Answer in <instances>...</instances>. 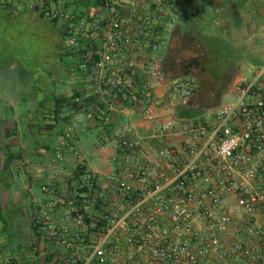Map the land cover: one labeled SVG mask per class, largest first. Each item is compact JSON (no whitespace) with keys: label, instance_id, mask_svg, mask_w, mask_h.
Here are the masks:
<instances>
[{"label":"built area","instance_id":"2783aa9c","mask_svg":"<svg viewBox=\"0 0 264 264\" xmlns=\"http://www.w3.org/2000/svg\"><path fill=\"white\" fill-rule=\"evenodd\" d=\"M143 1L147 12L138 0H96L98 16L63 10L60 0H1L12 13L62 25L67 52L103 98L92 107L107 125L109 112L143 102V116L107 132L96 154L84 152L74 127L63 128L52 159L55 194L33 220L55 250L35 248L51 264H264V59L203 117L162 114L158 88L171 103L196 93L193 80H168L158 57L185 0ZM260 33L264 50V26ZM144 58L150 81L139 89ZM88 94L72 97V106Z\"/></svg>","mask_w":264,"mask_h":264},{"label":"crops","instance_id":"0c3cea01","mask_svg":"<svg viewBox=\"0 0 264 264\" xmlns=\"http://www.w3.org/2000/svg\"><path fill=\"white\" fill-rule=\"evenodd\" d=\"M207 1L185 0L180 4V8H176L175 13L178 16V12H187V16H193L200 23L202 21L207 23ZM209 1L214 4L217 10H223L221 17H218L214 22L215 27H226L229 24V16L235 15L241 18L236 13V9H233V5L236 4L234 2H244L243 7L248 9L247 15L255 18V20H252L251 24L249 22L244 24L238 30L233 29V41L238 46L240 45L238 38L249 37L251 45L247 49L248 51L243 46L244 52H251L264 59V50L261 45L262 38L260 36L261 28L264 26V3L256 0ZM59 5L61 9L78 15H84L88 12L98 16L104 15L103 9L96 0H60ZM138 5L143 12L149 10L143 0H138ZM228 7L231 8L228 10L229 13H226L224 10ZM24 16L34 20L36 18L42 19L38 13L33 11L22 10L12 13L7 10V19H5L4 31H2L4 40L7 39L6 35L10 30V22ZM49 22L53 30L58 28L62 32L60 23ZM182 26L179 17V23L175 28L178 31L175 34L172 33L170 37L172 41L171 48L164 55L158 56L163 67H165L168 80H194L197 79L199 74L198 69L194 66L198 62L195 48L192 45L193 37L188 31L185 33L180 32ZM5 45L6 50L3 52L9 58L3 61L0 52V159L5 160L4 168L0 169V264H51V258L44 261L40 256V252H37L35 248V244L38 242L49 249H51V246L47 239L41 237L40 230L38 231L35 227L33 220L40 211L39 205L50 200V196L55 194L52 159L63 132V129H61L62 121L56 122V98L63 96L72 98L81 95V92L90 94V97H87L81 105L64 110L65 117H69L70 121L76 122V134L81 142L82 149L87 154H96L100 140L107 132L111 133L116 129L119 123L140 119L143 116V102L133 100L129 104L131 107H127L124 111L126 118L121 117V113L109 112L107 115L112 125H107L100 108L93 109L92 107L97 103L103 104V98L77 65L80 80L79 83H71V91L68 90L63 94L56 95V90L50 93L32 90V101L29 103L28 91L19 85L16 87L8 85V82L18 81L20 83L18 79H23L30 71L24 69L17 57L10 56V49L13 44ZM48 57H52L51 53L48 54ZM241 64L249 63L241 61L239 67ZM52 65H56V61ZM149 67L144 58L139 65V89L143 88L144 82L150 81ZM239 67L238 71L240 70ZM238 71L237 78L242 74ZM11 87L14 89H9ZM156 93L160 97V101L165 103L162 114H170L176 119L195 118L201 113L206 114L213 107L206 102L208 94L202 95L199 90L186 103H171L170 95L164 87L158 88ZM70 104L72 105L71 99ZM113 116H116L117 120L112 119ZM92 130L99 131V134L93 140L88 139V134ZM19 165L20 171L15 174ZM48 170L50 173H48ZM43 178H49V184L43 190L44 193L49 195V198L42 199L41 202L34 197L29 200L27 195L33 193L32 183ZM10 225L15 231L8 228ZM23 233L28 236L29 242L17 245V241H14V239L16 240V235H23ZM8 235L15 236L8 240ZM44 236H47L45 231Z\"/></svg>","mask_w":264,"mask_h":264},{"label":"rangeland","instance_id":"374dc122","mask_svg":"<svg viewBox=\"0 0 264 264\" xmlns=\"http://www.w3.org/2000/svg\"><path fill=\"white\" fill-rule=\"evenodd\" d=\"M233 9H236V13H238L244 24L252 23V20L255 18H251L247 15L248 9L243 7V3L234 2ZM207 23L202 21L201 28L206 32H215L216 27L214 26V22L218 17H221L222 11L220 9H216L214 4L207 1ZM228 9L224 10L226 13H229ZM22 11V10H20ZM6 13V14H5ZM7 17V9L3 7L2 2L0 0V52L4 59H8V55H6L3 51L6 49L5 44H13L11 46V55L13 57H17L19 62H21L24 69L30 71L27 73L23 79H18V81L8 82V85L17 86L24 88L28 91L29 103H31V94L32 90H41L42 93L52 92L56 90V95H60L65 93L66 91H71V83H79V75L80 72L77 67V59L76 57L67 53V48L65 45V38L61 31L56 28L53 30L51 28L50 22L48 20H42L36 18V20L31 19L29 17H22L18 20H13L10 22V30L8 35H6L7 39H3L2 31H4L5 26V18ZM230 18V16H229ZM254 38V37H252ZM242 43V47L245 46V50L249 49L251 45L250 38L245 36L243 38L237 39ZM255 40V39H254ZM248 51V50H247ZM51 53V58L48 57V54ZM56 61V65L54 62ZM250 64H241L239 67V71L242 73H248L247 68L250 67ZM254 66V65H253ZM22 67V68H23ZM23 69V71H24ZM238 71V72H239ZM237 81V76H235L233 82L228 87L226 93L221 95V91L217 88L216 84L213 81L202 79L195 81L196 88H199V92L204 95H207L206 102L211 104L214 108L216 105H220L222 103L228 102L231 100V96L226 95L231 88V85ZM1 89V88H0ZM9 89H14L13 87ZM1 91V90H0ZM197 91V89H196ZM35 92V91H34ZM4 104V103H2ZM197 112V111H196ZM201 113V112H200ZM205 113H201L198 117H203ZM71 120V119H70ZM75 121H69V124L75 128ZM99 134L98 130H92L88 134V139L93 140ZM5 160L0 159V169H3ZM20 171V165L17 167L16 172ZM48 173L50 171L48 170ZM49 184V178H43L35 180L32 183V194L29 193L27 196L29 200H32L34 197L37 201L41 202L42 199L49 198V195L43 192L46 185ZM20 188V187H19ZM51 198L54 196H50ZM50 198V199H51ZM11 224V223H9ZM10 230H14L13 227L8 226ZM46 233V232H45ZM13 236H7L8 240H10ZM17 245L27 244L29 242L28 236L23 233L20 235H16ZM9 242V241H8ZM52 250L55 249L52 244L49 243ZM57 249V248H56Z\"/></svg>","mask_w":264,"mask_h":264},{"label":"trees","instance_id":"16d2710c","mask_svg":"<svg viewBox=\"0 0 264 264\" xmlns=\"http://www.w3.org/2000/svg\"><path fill=\"white\" fill-rule=\"evenodd\" d=\"M178 16L183 24L182 30L179 31L182 33L188 31L190 33L193 37L192 45L196 49L194 51L198 63L194 66L198 69L199 74L197 79L193 81L202 79L213 81L216 86L218 85L217 87L221 91V95H224L233 82L241 61L247 62L251 66L262 65L263 59L260 56L252 54L251 52H244L241 46L242 43L240 42V45L237 46L233 41V29L238 30L244 25L239 16H230L229 24L226 27H216V31L212 33L203 30L201 23L193 16H187V12H178ZM41 18L44 19L43 16ZM177 31L178 29L174 30L173 34ZM61 33L64 36V32L62 31ZM67 53L70 54L69 52ZM163 68L166 73L165 67ZM196 89L199 90V88ZM136 97L142 100L141 95ZM70 99L65 96L56 98V122L59 123L62 121L61 129L67 126L70 121L69 117H65L64 112L66 108L73 107L70 104ZM128 107L131 106L128 104ZM121 117L126 118L125 114H122ZM111 118L117 120L116 116Z\"/></svg>","mask_w":264,"mask_h":264},{"label":"water","instance_id":"95a60500","mask_svg":"<svg viewBox=\"0 0 264 264\" xmlns=\"http://www.w3.org/2000/svg\"><path fill=\"white\" fill-rule=\"evenodd\" d=\"M166 74V73H165Z\"/></svg>","mask_w":264,"mask_h":264}]
</instances>
